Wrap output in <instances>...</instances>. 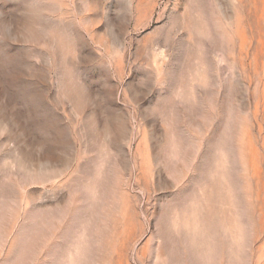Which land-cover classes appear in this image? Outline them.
<instances>
[{"label": "rangeland", "instance_id": "374dc122", "mask_svg": "<svg viewBox=\"0 0 264 264\" xmlns=\"http://www.w3.org/2000/svg\"><path fill=\"white\" fill-rule=\"evenodd\" d=\"M0 264H264V0H0Z\"/></svg>", "mask_w": 264, "mask_h": 264}]
</instances>
